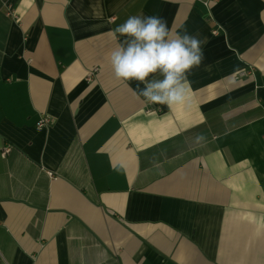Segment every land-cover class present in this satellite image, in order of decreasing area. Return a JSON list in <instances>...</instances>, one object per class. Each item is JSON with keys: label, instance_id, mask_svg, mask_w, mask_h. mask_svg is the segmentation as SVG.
Masks as SVG:
<instances>
[{"label": "crops", "instance_id": "0c3cea01", "mask_svg": "<svg viewBox=\"0 0 264 264\" xmlns=\"http://www.w3.org/2000/svg\"><path fill=\"white\" fill-rule=\"evenodd\" d=\"M134 15L204 41L186 105L114 77ZM0 264H264V0H0Z\"/></svg>", "mask_w": 264, "mask_h": 264}, {"label": "clouds", "instance_id": "9594fccd", "mask_svg": "<svg viewBox=\"0 0 264 264\" xmlns=\"http://www.w3.org/2000/svg\"><path fill=\"white\" fill-rule=\"evenodd\" d=\"M109 35L117 41L110 53L114 77L125 82L136 99L169 107L189 102L188 74L205 58L204 41L198 35L173 32L166 19L155 15L129 16Z\"/></svg>", "mask_w": 264, "mask_h": 264}, {"label": "built area", "instance_id": "2783aa9c", "mask_svg": "<svg viewBox=\"0 0 264 264\" xmlns=\"http://www.w3.org/2000/svg\"><path fill=\"white\" fill-rule=\"evenodd\" d=\"M204 5L206 6L205 3H204ZM9 14H12V11H11V10L8 12V15H9ZM213 33H214V32H213ZM214 34H215V33H214ZM93 72H95V71H92V72H91V75H93ZM246 75H248V71H243V72H241L239 76H240V77H244V76H246ZM89 77H90V76H89ZM50 123H51L50 119H48L47 117H43V118H41V119L36 123V127L42 129V128H45V127L49 126ZM9 150H10V149L7 148V149L5 150V152H8ZM46 174H47L50 178L53 177V175H52L51 172H46Z\"/></svg>", "mask_w": 264, "mask_h": 264}]
</instances>
